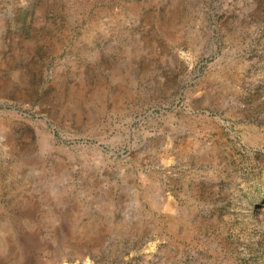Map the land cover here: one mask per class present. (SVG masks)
Here are the masks:
<instances>
[{
  "label": "rangeland",
  "instance_id": "1",
  "mask_svg": "<svg viewBox=\"0 0 264 264\" xmlns=\"http://www.w3.org/2000/svg\"><path fill=\"white\" fill-rule=\"evenodd\" d=\"M0 264H264V0H0Z\"/></svg>",
  "mask_w": 264,
  "mask_h": 264
}]
</instances>
